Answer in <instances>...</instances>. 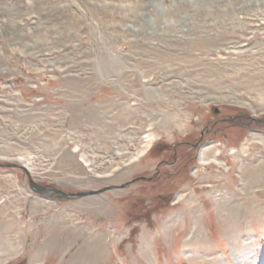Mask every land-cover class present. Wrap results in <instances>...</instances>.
Segmentation results:
<instances>
[{"label": "rangeland", "instance_id": "obj_1", "mask_svg": "<svg viewBox=\"0 0 264 264\" xmlns=\"http://www.w3.org/2000/svg\"><path fill=\"white\" fill-rule=\"evenodd\" d=\"M214 107L264 119V0H0V264H264V125L243 117L171 204L31 188L153 176Z\"/></svg>", "mask_w": 264, "mask_h": 264}, {"label": "flooded vegetation", "instance_id": "obj_2", "mask_svg": "<svg viewBox=\"0 0 264 264\" xmlns=\"http://www.w3.org/2000/svg\"><path fill=\"white\" fill-rule=\"evenodd\" d=\"M219 108H213V120L206 125L201 132H199V137L196 140H191L189 138L190 134L187 137L179 138L178 140L173 139L170 141L159 140L157 142L159 159L155 165V175H139L130 181L121 183L120 189H124L128 186H131L135 182H145L147 184H154V186H149V190H154L155 193L160 195V199H163L165 202H173L170 199V196L173 194L175 197L179 195L180 188L183 187V179L191 178V168L193 163L197 162V153L199 156V150L204 148L205 144L211 143L214 147L215 145L222 144L221 140L216 141L213 139H206L205 136H211L212 138H217L219 132L222 130L221 124L223 122H228L231 119H239V117L246 118L248 121L256 124L264 125L263 118H253L251 115L245 114L244 112L231 113L230 116H222L219 112ZM158 139H162V136H159ZM216 155L222 154L224 151L223 148H216ZM193 152V155H192ZM148 154V152H147ZM145 154V156L147 155ZM153 154V151L150 152V155ZM199 161V159H198ZM117 186V185H116ZM114 189V188H113ZM144 189H142L143 191Z\"/></svg>", "mask_w": 264, "mask_h": 264}, {"label": "water", "instance_id": "obj_3", "mask_svg": "<svg viewBox=\"0 0 264 264\" xmlns=\"http://www.w3.org/2000/svg\"><path fill=\"white\" fill-rule=\"evenodd\" d=\"M22 167L24 168V170L29 172V168L25 165H22ZM30 184H31V188L34 190V192L40 193L46 197H50V194L55 193L56 196L60 199H76V198H80V197H85V196H92V195H96V194H100L103 193L105 191H108L112 188H121L123 187L122 185L119 186H106V187H102L99 189H93V190H87V191H79V192H65L64 190L61 189H51L48 188L46 186L40 185L38 183H36V181H34L33 179L30 178Z\"/></svg>", "mask_w": 264, "mask_h": 264}, {"label": "bare ground", "instance_id": "obj_4", "mask_svg": "<svg viewBox=\"0 0 264 264\" xmlns=\"http://www.w3.org/2000/svg\"><path fill=\"white\" fill-rule=\"evenodd\" d=\"M147 136H148V135H147ZM259 138H261V137H259ZM261 139H264V138H261ZM209 146H211V145L206 144V145H204V148L201 149V151H200V153H199V158H198V159L200 160V162H203V161L205 162V160H206L205 158H210V161L212 162V161H214L213 159L216 158L215 155H213V156L211 157V153L213 154V153H215V152H214V150H211V148H208ZM215 148H216V147H215ZM205 149H206L208 152H209V151H210V152H209V153L207 152V153L205 154V152H206ZM141 150H142V149H141ZM204 150H205V151H204ZM235 150H236V149H235ZM142 152H144V151H142ZM232 152H233V151H232ZM138 156H139V155H138ZM218 161H219V160H218ZM205 163H206V162H205Z\"/></svg>", "mask_w": 264, "mask_h": 264}]
</instances>
